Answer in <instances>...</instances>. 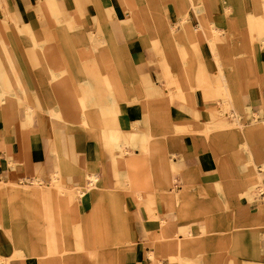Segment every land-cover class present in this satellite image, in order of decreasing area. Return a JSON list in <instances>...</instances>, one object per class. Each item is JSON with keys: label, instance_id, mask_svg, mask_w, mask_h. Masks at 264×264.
Returning <instances> with one entry per match:
<instances>
[{"label": "crops", "instance_id": "1", "mask_svg": "<svg viewBox=\"0 0 264 264\" xmlns=\"http://www.w3.org/2000/svg\"><path fill=\"white\" fill-rule=\"evenodd\" d=\"M39 1H42L46 10L52 5L50 3L51 0H8V5L17 13L12 12L10 17H14V14L20 17L25 11V13L36 18L37 15L34 14V11ZM187 1L192 6L194 4L199 5L198 1L204 4V11L202 12L201 10V17L205 25L202 23V29L198 28L195 33L190 32V30L186 32L182 30L180 24L181 16L175 9L177 7L179 13L185 10V5L181 0H178L177 3L168 0H62L63 6L71 14L80 11L89 24L91 23L93 27L100 29V37L110 42V45L106 47L107 50L104 51V55L112 59V61L114 59L119 61L117 64L118 70L121 72L123 80L126 81L125 84H122L126 89L117 99L109 97V102L110 104H113L115 101L125 102V106L124 110L118 115H114L115 108L113 105H110L108 113L103 116L107 118L105 122L103 118H99L100 111L97 91L89 81L90 79L76 82L78 76L70 72V67L65 60H60L57 65H60L61 68L59 70L63 72V78L59 81L62 86L78 87L80 88V94L82 86L89 85L94 88L92 93L93 100L96 99L92 108L88 109L83 102V108H76L75 111L87 110L88 117L93 118V122L96 119L97 121L102 120L104 128L106 127L107 129L108 123L111 121L112 126L109 129L114 130L116 136L118 133L127 134L128 131L134 129L137 130L136 133L141 135H153V133L160 135L158 142L155 141L158 145L159 176L153 182L155 184L160 183L162 178H165L166 181L170 180L166 174L172 173L173 164L168 161L170 159L173 160L179 169L178 172L183 174L180 179H184L181 185H177L178 189L176 191L195 198L196 205L193 207L194 210L190 211L191 214H194V211L198 207L204 206L208 208L209 200L213 198H222L223 201L228 203V194L225 192L221 175L216 168L217 165L211 151L199 148V144L204 140H197V143H194L191 136H189V131L186 129L204 128L207 123L212 121L210 110L215 109L217 101L223 102L222 98L217 96L220 95L221 88L225 86L231 94L232 102L240 106L246 116H253L256 110L264 108V0ZM232 9L233 12H230ZM138 12H142L139 20L143 24H147L146 36L141 35L139 27L135 25L137 24L135 18H137ZM1 13L2 16H5L3 14V6ZM22 17L24 18L25 16L22 15ZM190 23L192 26L199 25V20L192 11H190ZM215 23L221 29V32L214 35L211 33L214 27L216 32L219 30L215 26ZM234 23L240 25L237 30ZM12 27L21 33L20 28L16 27L14 22L12 23ZM204 28H206V32ZM29 33L30 31L25 34L21 33V36L27 38ZM80 38L82 41L85 39V35H81ZM209 39H213V44L218 51L220 65L225 71V80L220 73L219 64H217L214 58ZM155 41H160L157 47L154 45ZM0 43L6 49L5 44L7 43L2 40H0ZM130 43L132 45L130 55L134 60V68H129L128 64L123 61V55L126 54L127 57L129 54L125 50L127 49L125 45ZM8 48L12 47L9 46ZM98 60L99 57L94 59L95 62H98ZM92 65H94L93 62L87 63V66L90 67H87L86 71L93 70ZM110 67H113V65H110ZM54 69L52 67L51 71H55ZM47 70L49 71V69ZM134 71L138 78L133 74ZM201 72L204 73L202 76H200ZM51 75L53 73H50V80H52ZM70 78L74 79V81L70 82ZM131 79L133 81H129ZM2 86L3 88L7 87V85ZM193 87H199L200 89H194ZM211 87L218 89L212 90ZM118 90L116 88L117 93ZM80 94L77 97L81 100ZM19 100H11L9 96L1 98V102L8 103ZM65 101L71 103L75 99L69 98V100L60 101V104H64ZM183 103L192 105L193 107H186ZM48 109L49 111L51 110L50 107ZM38 111L40 114L42 113L41 106ZM22 117L24 118L23 122L21 120ZM27 117L26 114H21L19 123H25ZM42 124L41 121L35 122L31 119L27 130L19 129L18 125L13 133H7L3 122L1 123L0 180L5 185L0 188V259L7 260L8 258H12L10 262L5 264H20L23 257H29L26 261L27 264H38L37 259L31 257H45L46 259L42 264H53V261L50 260L51 257L58 255L59 257H66L65 262L63 261L66 264H84L85 261L82 256L70 255L71 251L74 250V244L70 241V235L72 229L76 226V220H68L69 214L78 209L80 210V218L77 220L79 223L89 213L91 209L90 203L87 200L79 203V197L83 195L76 194L74 191H65L61 194L56 189H52L51 193H48L54 199L55 207L60 212L56 214L57 228L55 232L48 233L45 231L44 236L37 231V239L43 240L42 244H38V241L37 243H30L25 235H18L15 228L13 230L12 227L10 220L11 213L9 206L6 205V201L9 199L12 208L15 209V207H18L15 201L20 198L18 193L22 194L26 192L17 191L16 195H12L8 193V185L6 183L10 181L25 183L29 178H34L37 175L42 176L43 179L48 181V176L56 170L54 148H52L49 138H37L36 136V134L39 136L43 135L42 132L45 129L43 130ZM248 124H251V120H248ZM106 128L104 130L105 134ZM93 133L97 137L95 130ZM129 137L132 140H136L137 138L135 134H130L128 135ZM106 138L107 136L104 137V139ZM219 138V140L217 138V141H223L222 138L228 141L239 139L241 145L247 144V146L249 138L258 141V143L264 142V123L258 127L248 126L245 130L232 129L229 132H225V135L221 134ZM137 141H134V143H137ZM118 147L119 145L113 146L114 153L115 148L118 150ZM152 147L151 144L148 145L146 153H150L154 149ZM62 150L69 160L72 158L71 162L73 166L71 173L73 175L70 172L65 175V177L70 176L68 182L80 184L84 179V173L94 172L101 177V183L105 189L113 188L117 190L120 187L121 181L118 180L111 170L112 164L108 150L102 147L98 141L90 138L87 132L81 130L75 132V158L71 157V146L69 143H63ZM251 150L253 152L252 157L239 148L228 149L229 155H233L236 166L242 174L245 171V162L248 159L253 160L255 163L264 161V149L257 143L252 145ZM136 151V154H140L138 150ZM233 151L234 153H232ZM146 158L144 156L141 157L143 160L141 167L143 169L138 171L141 180H131L133 188L137 190V198L145 197L143 189L150 183L149 177L152 175L150 169L145 170L144 168L145 165H149ZM17 161L24 162L20 169H16L12 164ZM119 172L121 173L120 170ZM120 177L123 180L121 175ZM257 178L264 183V176L262 174H259ZM66 186L74 190L72 186ZM184 187L187 188L185 189ZM167 188L169 187L167 186ZM170 190L172 189H169V194ZM241 190L233 192L238 200ZM125 191V196L132 195L127 190ZM33 192L34 195L42 200L47 195L44 189ZM113 192L108 191L107 194L101 196L91 204L92 206L102 200L110 199L112 203L111 207L115 211L120 225L117 233L113 234L112 239L110 238L111 240L107 242L108 259L105 255H102L97 258V261L104 264V261L107 259L110 264H128L133 260L135 263L138 250L133 245L127 249L121 246L127 242L132 243L133 239H136L141 245L151 241L150 235H145L143 226L147 228V233H151V229H153V233L154 230H157L158 220L150 216V213L159 214L156 211V206L158 205L159 210L158 199L161 196L157 199L156 194L160 193L164 199L169 194L163 195L162 190L153 193L154 195L151 197L157 199L155 202L157 204L152 203L154 201L151 200L152 202L150 201L149 205L151 204L154 210L150 209L151 207L148 208L146 206L148 202H144L143 199L141 203L146 205H139L135 201L131 202L128 207L130 217L127 219L119 204L111 201V194ZM20 200L25 201L23 199ZM31 203L37 206L38 202L35 200L31 201ZM26 204L24 206H27ZM169 205H171V202ZM18 210L17 214L20 217L21 225L28 230L30 226L29 221L38 229L37 226L48 218L46 210L33 212L31 207H19ZM165 214L167 215V219H164L165 225L170 230L184 232L187 225L196 223L195 221H190L189 224L187 220L175 218L178 215L177 211H166L159 215ZM171 214H173L174 219L170 218ZM263 214L264 204L261 205L258 216ZM27 217H29V221ZM63 224H65V230L61 226ZM162 226L161 224L160 227L162 228ZM12 232L15 245L12 240ZM154 240H159L157 255H165L170 259H174L175 256L177 260L174 264H203L200 258L195 259L192 257L195 251L194 247L196 246L192 244L189 238L180 239V241L176 242L170 241L162 228V231L155 236ZM99 243L91 242V248L99 249ZM256 245L257 243L255 242V247L251 248L253 258L259 259L264 257V244L259 245V247ZM143 248L145 252L150 250L155 251V248H145L144 246ZM94 257L98 256L94 255ZM154 257L156 255H153ZM140 264H152V262L146 258Z\"/></svg>", "mask_w": 264, "mask_h": 264}, {"label": "rangeland", "instance_id": "2", "mask_svg": "<svg viewBox=\"0 0 264 264\" xmlns=\"http://www.w3.org/2000/svg\"><path fill=\"white\" fill-rule=\"evenodd\" d=\"M7 1L8 0H0V40L8 44H5L7 49L4 52L5 56L1 55L0 57V91L2 92L1 87H3L2 85H6L5 83L12 87V91L9 94L3 92V94L0 95V129L1 123H5L4 107L7 106L8 108L10 104L8 102H1V98H7L8 96L16 98L18 97L19 93L15 91V88H26V98L20 99L16 103L17 114L14 115V118L11 121V127H8V125L4 127L7 133H13L14 129H16L18 125L19 129L21 128V130H27L29 121L31 120V117L27 115L28 107L32 104L40 105L42 107V113L40 114L34 109L33 111L35 112V120L34 118L32 120L35 122L41 121L43 123V130L45 129V131L42 132L43 135L39 136L36 134V136L37 138H49L51 146L54 148L56 160V170L48 176V181L43 179L42 176L37 175L34 178H29L25 183H17L13 181L6 183V185H8L7 191L12 195H16L17 191L26 192L22 194L20 192L18 193L20 198L15 201L18 206L17 208L15 207V209L12 208L9 199L6 201V205L9 206V211L11 213L10 220L13 230L15 228L18 235H25L26 239L30 243H37L38 241V244H42L43 240L40 241L37 239V231H39L44 236L45 231L48 233H52V231L55 232L57 228L56 214L60 212V210H57L55 207L54 199H52L48 193H51L52 189L55 190V188L61 184L68 186L70 185L73 187L76 194H79L81 191L83 192L84 195L79 197V203L81 201L85 202L87 200L91 207L89 213L84 217V219L80 220V223L77 221L80 218L79 209L69 214V221L76 220V226L72 229L70 235V241L74 244V250L71 251L70 255L75 254L82 256L83 260L85 261L84 264H101L100 261H97V258L105 255V257L108 259L107 242L112 239L113 234L117 233V231L120 229V225L117 221L115 211L111 207L112 203L110 202V199L102 200L92 206L91 204H93V202L98 200V198L101 196L107 194L108 191H114L111 194L113 199H111V201H115L117 204H119L123 214H125L126 218L129 219L130 215L128 207L131 202L135 201L139 205H146L141 203L143 199L144 202H148L146 206H148V208L151 207L150 209L154 210V207L151 206V204L149 205V203L151 200L154 201H151L152 203H155L159 196H161V198L158 199V204L161 208L159 207L158 210V205L156 206L157 213L159 212V214H162L166 211H177L178 215L175 218L187 220L188 223L190 221H195L196 223L187 225L185 227L186 231L179 232L178 230H170L166 227L164 220L167 219L166 214L159 215L150 213L152 218L154 217L158 220V225L156 226L157 230H154V233L152 232L153 229H151V233H147V228L143 226L145 235H150L151 241L145 242V244L141 245L136 239H133L132 243L127 242L125 245L121 246L127 249L133 245L134 248L138 250L136 262L134 263L132 260L128 264H140L146 258H148L152 264L176 263L177 259L175 256L174 259H170L165 255H157L159 240H154V238L159 232L162 231V228L170 241L176 242L180 241V239H191L192 244L196 246L194 247L195 251L192 254V257L195 259L200 258L203 261V264H262L264 262V257L259 259L253 258L251 248L255 247V242L257 243L256 246L258 247L259 245L264 244V214L258 216L261 205L264 204V183L259 181L257 178L259 174L264 176V161H258L255 163L253 160L248 159L247 162H245L246 167L244 173L242 174L236 166L233 155H229L228 149L239 148L246 152L248 156L252 157V145L257 143L262 149H264V142L261 141L258 143V141H254L253 139L249 138L247 141V146L241 145L239 139L230 141H217L216 137H220L221 134L225 135V132H229L232 129L245 130L248 128V126L258 127L264 123V108L256 110L253 116H246L243 112V109L240 106H237L235 102L231 103L227 101V92L223 87L221 88L220 95L217 96L221 97L223 102L217 101L215 109L210 110V118H212V121L207 123L206 127L204 128L186 129L189 131V136H191L194 143H197L195 137H200L198 139L203 140V138L207 136L205 130L208 125H213V122H217V124H225L224 127L217 126L212 128L208 133L209 135L206 137V140L199 144V148L201 150L207 149L211 151L217 165L216 168L221 175L225 192L228 194V203L223 201L222 198H213L212 200H209L208 208H205L204 206L200 208L198 207L194 211V214H191L190 211L194 210L193 207L196 205V200L191 196L185 195V193L183 194L176 191L178 189L177 185H181L184 179H180L183 174L178 172L179 169L176 167V164L173 160L170 159V161H168L169 163L171 162L173 164V171L171 174H166L170 180L166 181L165 178H162L160 183L155 184L153 182L155 178L159 176V159L157 158L158 145L155 141L158 142L160 135L154 133V136L151 134L141 135L136 133L137 130L134 129L131 131L135 132L128 131L127 134L118 133L116 136L115 131L109 129V127L112 126V122L110 121L107 126L108 129L105 127L107 138L99 139L94 136L92 130L93 118L88 117L87 110L85 111V109H83L78 112L74 110L72 112V110L66 109V111H61L62 107L60 101L69 100V98H75V95L79 96L78 94H80V88L62 86L59 83L58 80L62 78L63 74V72L59 70L61 68L60 65H57L60 60H65L67 65L70 67V72L78 76V80L76 79V82H82L90 79L89 81L97 91L100 111L99 118H103L104 122L107 120V118H104L103 116L108 113L110 105H113L115 108L114 115H118L122 110H124L125 102L115 101L113 104H110L109 102V97L115 99L120 97V94L116 92V88H118L120 91H124L126 88L123 87L122 84H125L126 81L123 80L122 74H120L121 72L118 70L119 67L117 64L119 61L116 59L112 61V59H109V57L104 55V51L107 50L106 47L110 45V42L100 37V29H96L91 23L89 24L87 19L82 16L83 14L80 11L75 12V14H73L74 12L71 14V12L63 6L62 0H51L50 3L52 5L48 7L47 10L43 6L42 1H39L36 5V10L34 11V14L37 15V19L35 16L25 13V11L22 14L25 16L24 18L22 15L20 17L17 16V13L12 7L8 5ZM168 1L177 3L178 0ZM181 1L185 5V10L182 12L180 11L179 13L176 5L175 9L181 16L180 24L182 26V30L184 32L190 30V32L195 33L198 28L202 29L203 22L201 10L202 12L204 11V4L201 1H198V3H200L199 5L194 4L192 6L187 0ZM1 5L3 6V14L5 16H2ZM138 7L140 8V6ZM190 11L194 12L197 19L199 20L198 26H192L190 23ZM11 12L16 13L13 16L18 20L17 25L20 27L21 33L25 34L30 31L27 38L24 37V39L21 36V33L12 27V20L10 17ZM230 12H233V9ZM141 15L142 12L137 13V18H135V22H137V24L135 25L136 27H139L140 34L145 35L147 24H143L139 20ZM203 25L205 24L203 23ZM215 26L219 30L216 32L214 27L213 31L211 32L214 35L218 32H221V29L216 23ZM172 31H174V29H172ZM204 31L206 32V28H204ZM240 31L242 30L240 29ZM81 35H85V39L82 41L80 38ZM211 41L213 42V39ZM159 43L160 41H155L154 45L157 47ZM9 46L12 48H8ZM125 46L127 48L125 50L129 54L127 57L126 54L123 55V61L128 64L129 68H134V60L130 55L132 52V45L130 43ZM30 50L35 54L29 52ZM215 51L218 53L216 48ZM98 57V62H95L94 59ZM90 62L94 63V65H92L93 70L86 71V68L90 67L87 66V63ZM110 65H113V67H110ZM52 67L55 68V71H51ZM62 67L65 68L64 66ZM46 68L49 69L50 72ZM222 72L225 74L224 69ZM2 73L12 74L14 79L6 80L5 77L2 76ZM50 73H53V75H51L52 80H50ZM133 74L136 78H138L135 71ZM112 76L114 77L111 78ZM226 80L228 81V79ZM73 81L74 79L70 78V82ZM129 81L133 80L131 79ZM94 88L89 85L81 87V100H84L83 102L88 109H91L92 105H94L92 94ZM193 88L198 89L199 87ZM211 89L216 90L218 88L211 87ZM181 95L183 94L181 93ZM183 104L186 107H193L192 105L186 103ZM49 107L59 115L58 120L64 125L62 135L68 136L70 138L69 144L71 146V156H74L75 158V132L79 130L87 132L90 138L95 139L102 147L108 150L112 164L111 170L118 180L121 181V184H119L120 187H118L117 190L113 188H109L111 190L105 189L101 183V177L94 172L84 173V179L80 184L68 182V178L70 176L65 177L63 173L64 171L61 169V165L59 164L60 161L58 159V153L55 151V147L53 146V134L51 131V123L48 117ZM70 113L75 115L77 119L68 118L71 117L69 115ZM21 114H26L29 117H27V121L25 123H19ZM23 119L24 118L22 117V122ZM248 120H251V124H248ZM134 133L137 136V143H134L136 140H132L130 137L128 138V135ZM150 144L154 149L150 153H146L148 150L147 146ZM115 145H119V147L118 150L115 148L114 153L113 146L115 147ZM136 150H138L140 154H136ZM232 153H234V151ZM143 156L147 157L149 162V165H145L144 168L145 170L150 169L152 171V175L149 177L150 183L143 189L145 197L137 198V190L133 188L131 180H139L141 178L140 174H138V171L143 169V167H141L143 162L141 157ZM23 163L24 162L22 161H17L12 164L16 169H20L23 166ZM70 163L72 164L71 160ZM118 168L121 173L119 172ZM71 175L73 174L71 173ZM120 175L123 177V180H121ZM2 183L3 181L0 180V188L1 186L5 185ZM167 186L169 188H167ZM36 187L44 189L47 193V195L43 197V200L34 195L33 189ZM169 189H172L170 190V194ZM240 189L242 190L239 193L240 197L238 200L233 192H237ZM125 190H127L129 193H132V195L125 196ZM161 190L163 195L169 194L166 196V199H164L160 193L156 194L157 199H153L151 197L154 195V192L156 193V191ZM65 191L67 190H57V192L61 194H63ZM80 195L82 194L80 193ZM35 200L38 202L37 206L34 203H31V201L33 202ZM170 202L171 205H169ZM25 203H27V206H24ZM19 207H31L33 212H41L46 210L48 212V218L42 221L37 226L38 229H36V227L29 221V217H27V220L30 223L28 230L21 225V221L19 220L20 217L17 214ZM170 218L174 219L173 214L170 215ZM161 224L163 225L162 228L160 227ZM64 225L65 224L61 226H63V229L65 230ZM13 242L15 245L14 240ZM91 242H100V248L92 249L90 245ZM143 246L145 248H155V251L150 250L145 252ZM96 251L98 252L95 254ZM93 254L98 257H94ZM153 255H156V257L153 258ZM28 258L29 257H23L22 262L25 263L21 262L20 264H27L26 261ZM31 258L37 259L38 264H42L46 259L45 257ZM65 258L54 255L50 260L53 261V264H66L64 263ZM106 260L104 261V264H110V262ZM0 264H3L1 259Z\"/></svg>", "mask_w": 264, "mask_h": 264}, {"label": "bare ground", "instance_id": "3", "mask_svg": "<svg viewBox=\"0 0 264 264\" xmlns=\"http://www.w3.org/2000/svg\"><path fill=\"white\" fill-rule=\"evenodd\" d=\"M98 7V6H97ZM196 9V8H195ZM50 12V11H49ZM12 15V12L10 13V16ZM11 22L13 23H15V25H16V27H18V28H20L18 25H17V22H16V19H14V17H11ZM235 24V23H234ZM230 25V24H229ZM234 26V25H233ZM240 27V25H238L237 23L235 24V29L237 30L239 27ZM240 30V29H239ZM209 42H210V45H211V47H212V50H213V53H214V58L216 59V61H217V64H219V70H220V73H221V75H222V77H223V79L225 80V74H223V72H222V70L224 69L221 65H220V60H219V55H218V53H216V51H215V46H214V44H213V42L211 41V40H209ZM6 51V49L2 46V43H0V57H1V55L3 56H5V52ZM218 68V67H217ZM68 72V71H67ZM204 73H200V76H202ZM2 76L3 77H5V79L6 80H13L14 79V77H13V75L12 74H7V73H2ZM65 76V75H64ZM8 77V78H7ZM63 78V77H62ZM61 80V79H60ZM60 80H58V81H60ZM202 82V81H201ZM6 85H7V83H5ZM2 88V92L0 91V95L1 94H3V92H5V93H10L11 91H12V87H10V85H7V87H5V88H3V87H1ZM224 89L226 90V92H227V95H228V102H231L232 103V98H231V94L229 93V90L227 89V87L225 86L224 87ZM76 90V89H75ZM80 90V89H79ZM15 91L16 92H18L19 94H18V97H16V98H13V97H10L11 98V100H14V99H16V100H19V99H23L24 97H25V95H26V92H27V89L26 88H15ZM123 91H120V90H118V94H121ZM5 95V94H4ZM82 96V95H81ZM75 101H73V102H71V103H68L67 101H65V103L63 104H61V111H66V109L67 110H75L76 108H83V101H81L76 95H75ZM96 99V98H95ZM94 99V100H95ZM17 102H10V104H9V107L7 108V106L6 107H4V126H11V121L13 120V117H14V115H16L17 114V104H16ZM93 104V103H92ZM93 106V105H92ZM39 108H40V106L39 105H37V104H32V105H30L29 107H28V112H27V115H29L30 117H31V119H33L34 118V120H35V117H34V109L35 110H39ZM39 112V111H38ZM73 112V111H72ZM71 117H68V118H70V119H77V117L75 116V115H73L72 113H70L69 114ZM49 119H50V121H51V131H52V134H53V136H52V139H53V146L55 147V151L58 153V159H59V161H60V165H61V169L64 171L63 173H64V175H67V174H69V172L71 173V171H72V164L70 163V160H69V158L67 157V155H65L63 152H62V150H61V147H62V144L63 143H65V142H67V143H69V140H70V138L68 137V136H63L62 135V133H63V123L61 122V121H59L58 119H59V115L58 114H56L53 110H52V108H51V110L49 111ZM214 124L213 125H208L207 126V128H206V137H208V133L211 131V129L212 128H214V127H217V126H225V124L224 123H221V124H217V122L215 123V122H213ZM86 124V123H85ZM92 130L94 131H96L97 132V138H104V137H106V134H105V128H104V126H103V122H102V120H98L97 121V119L96 120H94V122L92 123ZM135 134V133H134ZM206 137L205 138H203V140H206ZM221 137V136H220ZM196 138V141L197 140H201V139H198V138H200V137H195ZM218 138V140L220 139L219 137H217ZM222 140L223 141H226L227 139H223L222 138ZM247 145V144H246ZM149 153V152H148ZM70 157V156H69ZM71 157H74V156H71ZM64 159H66V160H64ZM147 159V158H146ZM71 160H72V158H71ZM56 189V191L57 190H67V191H74L75 192V190H71V189H69L66 185H59L57 188H55ZM37 190H41V188H39V187H36L35 189H33V191H37ZM80 192V191H79ZM82 195H84L83 194V192L81 191L80 192ZM79 193V194H80ZM10 259V260H9ZM12 260V258H8L7 260H2V263L3 264H5V263H7V262H10Z\"/></svg>", "mask_w": 264, "mask_h": 264}]
</instances>
